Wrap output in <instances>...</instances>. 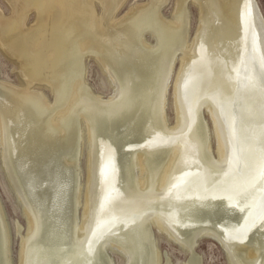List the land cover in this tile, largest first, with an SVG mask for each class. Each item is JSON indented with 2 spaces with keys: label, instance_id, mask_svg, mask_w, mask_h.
Instances as JSON below:
<instances>
[{
  "label": "bare ground",
  "instance_id": "bare-ground-1",
  "mask_svg": "<svg viewBox=\"0 0 264 264\" xmlns=\"http://www.w3.org/2000/svg\"><path fill=\"white\" fill-rule=\"evenodd\" d=\"M124 1L8 0L11 10L15 12L13 16L14 20L0 24V43L11 56L18 59L23 78L27 79L25 83L27 88L24 90L0 81L1 150L4 166L16 190H20L18 180L26 182L25 185L27 186L30 185L28 180L30 176L29 172H21L22 167L29 162L32 164L31 167L34 173L41 176L45 174L44 177L47 176L41 180V184L46 183L50 176H55L54 181L58 180L57 188L61 186L62 182L64 183V179L66 178L64 171H67V169L71 170L77 165L76 157L82 136L80 135L79 127L74 126L75 121L72 111L82 102L86 108V110L81 109L83 112V117L81 118L84 120L96 115L92 114L89 117L88 114V112H92L94 106H102L97 108V110L100 111L104 107L107 108L112 121L114 119L117 121V118H115L116 114L120 115L118 120L124 115L127 116L125 123L127 129L130 126L129 123L137 118H143V122L147 121V119L150 121L154 119L155 123L161 125L164 123L165 125L166 122L163 116L164 93L177 60L178 52L176 46L182 42L177 37H171L172 40H170L165 54L160 55V48L151 46L146 41L147 34L156 35L159 41V35L166 32L165 25L167 24H165L162 12L168 0H149L146 6L133 8L126 16L117 20L115 13L123 5ZM190 1L178 0L176 6L178 10L177 14L172 25H169L171 30H175L177 36H182L181 38L187 36V34L184 35L183 32L178 33L176 29L180 25L188 26L189 13L187 5ZM196 1L201 11L200 25L191 49L182 50L181 67L175 83L178 121L174 127H165V131L150 129L148 131L146 127L147 121L144 131L146 132L147 130V135L150 136L146 137L151 138H148L149 140L147 141L158 145V141L162 140L166 133L172 136L181 127L185 121L180 114L178 105V90L180 88H184L188 92L194 90L201 92L204 87H207L209 95L216 91V87L218 89L221 86L228 88L229 93L224 96V99H232L234 105L231 108L225 107L226 124L230 128L233 127L235 132L243 136L245 142L252 144L254 147L247 144L249 153L243 161L235 164L230 172H228L227 181L221 177L212 178V173L217 170L215 166L200 165L199 163L192 165V168L199 166L200 169L190 173L189 180H196L201 185L205 182V178H209L215 182H222L227 186V191L220 192L216 197L227 202L223 207L226 213L230 210L229 204L231 201L237 202L238 204L235 209H241L242 211L251 206L252 216L256 224L248 228L245 234L236 240L235 245L226 239L228 237L224 236H230V233L232 234L231 230L225 229V225H222L219 228L222 231L220 232L222 237L220 243L228 254L231 253L230 256L233 254L234 247H238L239 249L241 262L239 260L236 261L235 258V260H230V264H264V254L262 256L257 255L259 242L260 245H264V204H262L264 203V125L260 128V133L245 125L251 123L250 121L253 123L260 122L261 125L264 124V106L260 107V116L250 118L252 113L254 116L256 115L253 112L255 107L250 106L253 109L251 112L244 104L246 103L245 100L238 101L236 99L240 93L239 91L247 88L251 84V80L253 83L255 82L250 69L253 71L254 69L255 71L257 70L264 80V15L257 0ZM97 4L101 6V13L98 11ZM216 6L219 7L224 20L228 24H234L232 28L225 25L226 30L229 33L232 32V35L231 37L226 33L209 35L208 42L210 47L205 45L199 53V49L197 48L199 47V41L204 37V27L207 25V18L211 15V11L215 10ZM30 11L35 12L37 21L33 25L32 30L27 28V24L24 21L25 16ZM207 11L209 15L205 18V12ZM130 13L133 14L129 15ZM249 17L251 27L247 26ZM239 38L243 40L241 42V61L239 66L229 74L230 79L222 80L219 77H215L212 81L205 80L198 71L202 63L206 61V55L207 59L208 56L210 57V50L216 47L219 41L222 42L223 40L224 43L231 45L234 44L232 42L239 40ZM136 40H139V45L142 44L143 48L151 52V54L159 55V59L155 62L152 71L150 69L148 71L152 72L151 78L154 76L159 80L161 77V81L156 87L157 92H154L148 98L142 94H136L132 98H129L132 82L136 83L137 81L136 78L134 79L136 67L131 61L126 59L127 52L123 51L122 57L125 60L121 59L116 62V60L111 61L109 59V54L114 48L124 50V48L133 44ZM90 55L98 57L103 66L109 70L117 68L118 72H121L120 75L124 76V80L117 77L119 84H116V86L127 82L128 91L126 94L121 95L117 93L109 100H103L94 95L83 79L86 72L85 59L88 56L90 57ZM110 63L112 69L109 68ZM162 67L168 68L165 73L160 72ZM215 70L217 69L215 68ZM35 83H45V85L47 84L51 88L54 97L53 103L41 92L33 90ZM146 87L151 89V83L147 84ZM5 95L9 98L10 104H4ZM203 96H208V94ZM154 102L158 104V108L156 113L152 114V119L149 108ZM246 104L248 106L251 105L249 103ZM91 105L93 106L91 107ZM204 105L209 109L218 133L217 124L219 126V122L215 110L207 105L204 100H200L197 105V111L202 112ZM231 117H240L247 123L244 122L243 125L242 120L231 121ZM9 118L12 121L10 124L7 123ZM111 125V122L100 121L99 129L96 132L103 140H112L111 132L109 131ZM93 132L89 128L90 140H92ZM258 136H260L259 142ZM127 137L125 136L124 138ZM187 137L190 143L197 149L200 139L199 134L196 131H189ZM218 139L220 140L219 134ZM183 145L180 144L178 147H175L176 150L173 152L172 157H170L169 163L166 167L165 165L163 166V168L165 167V173L162 180H159L160 191L166 190L163 186L170 174L168 172L172 167L171 161L177 157V150L182 148ZM103 147L99 150V168L97 172L99 189L102 194L99 199L101 204L99 207H95V217L90 225L85 226L86 220L84 224L78 225L76 222L78 220L77 210L71 213L74 209L66 211V213L64 212L63 215L62 213L57 214L58 217L52 219L54 215L50 214V204L55 201L59 189L54 190L52 193L49 192V189H45L43 191L44 201L42 203H47V205L43 204L45 206L44 210H42L43 214L36 215L32 210L30 201L26 200L25 202L28 224L26 234L21 239L20 264H31L32 251L35 249L37 251L36 264H113L112 259L109 258L110 256L106 254L107 246L111 243V247L118 245L121 248L118 250L126 257L124 264H160V254L154 248L143 249L144 254L142 257L144 256V259L138 258V261H136L133 254H129V250H132V248L136 249L138 254L140 252L138 250L141 247L140 244L146 247V237L143 236L144 231L142 227L150 219L149 215H147V213L149 214V210L153 212L150 202H157L160 208L169 211L168 206L163 203L170 199L181 201L175 210L174 217L177 222H187L192 225L191 222H194L192 220L193 214L198 213L196 212L199 202V198L196 197L197 195L193 198L189 197L191 202L188 204L191 208L184 203L183 199L179 198V192L170 191L171 197L165 198H157L156 195H150V191H148L149 176L151 174L150 164L148 160L140 156L137 159L142 173L140 183L145 184L146 187L143 190L144 192L147 191L145 193L140 192L142 195H135V202L130 197L133 194H130L128 196L129 201L127 202L126 197L117 184L119 171L112 167V165L107 167V155L110 152L107 150H112L113 146ZM27 150L28 152H26ZM225 151L223 145L220 143L217 151L219 157H211L212 162L219 164ZM140 152L150 155L149 151ZM16 157H18V161H16ZM63 160L66 161L65 164ZM15 162L17 163L15 164ZM88 168L91 169L89 165ZM16 169L20 170L19 175L16 174ZM158 170L153 171L152 175H156L159 172ZM146 173L148 174L147 176ZM102 180H105V184H102ZM190 192L192 193L193 189H190ZM145 195L149 197L145 199ZM142 200L143 202L141 203ZM75 203L77 204V201ZM86 215L87 210L84 212L83 217L86 218ZM151 215L153 216L152 219H157L154 212ZM226 219L225 217L220 222H225ZM160 225H166L169 235L193 252V248L197 244L195 239L201 233L195 229L198 226L193 225L192 232H195V234L191 237L192 242L187 244L182 242V239L180 240V230L176 231L168 218L162 216ZM66 226H68V230H65ZM17 227L20 230L21 227ZM6 228L5 214L0 205V244L3 245L8 240ZM251 229L252 231H250ZM74 233L76 234L75 238ZM121 235H123V238L130 236V241L123 243L121 239H118ZM238 249L235 250V257ZM2 253H4L3 249ZM0 264H8L7 259L2 257L1 253ZM164 264L170 263L167 261ZM187 264H202V261L195 253H192Z\"/></svg>",
  "mask_w": 264,
  "mask_h": 264
},
{
  "label": "rangeland",
  "instance_id": "rangeland-1",
  "mask_svg": "<svg viewBox=\"0 0 264 264\" xmlns=\"http://www.w3.org/2000/svg\"><path fill=\"white\" fill-rule=\"evenodd\" d=\"M257 1L264 15V0ZM148 2L149 0H125L123 2V5L120 7L121 9L119 8L120 10L118 9L116 11L117 14L115 13V18L117 20H120L124 16H126L128 12L133 8L144 7ZM177 3L178 0H168L166 6L163 8V18L165 20V24H167L168 26L164 24L165 29L167 30L164 34L159 35V41L156 35L147 34L146 36V41L151 46L160 48V55L165 54L170 40H172L171 37H177L178 40H181L182 42L181 44L179 43L176 46L178 52V55L176 57L177 60L175 62V67L172 69L173 71L171 72L168 79V85L164 93L163 116L166 122L165 125L164 123L163 125L159 123L157 124L153 119L152 114L154 115L158 108V104L156 102H154L149 108L151 118L153 120L150 121L147 119V124V121L143 122V118H137L129 123L130 126L128 127V129L130 130L127 129V126L125 124L127 116L124 115L118 120L120 115L116 114L115 118H117V121H115L114 118H112L114 119L112 121L109 117L110 112H108L107 108L104 107V109L100 111L97 110V108L102 106H94L92 112H88V114L89 117L92 116V114L96 115L92 118L84 120L83 118H81L83 117V112L81 111V109L86 110V108L84 103L82 102L72 111V115L75 121L74 126L79 127L80 135L82 136L78 155L76 157L77 165L71 170L67 169V171H64V173H66V178L64 179V183L62 182L59 188H57L58 180H53L55 179V176L52 177L49 175L50 178L48 179V181H46V183L44 184H41V180H43V178H46L47 176L44 177L45 174L41 176L40 174L38 175L34 173L31 167L32 164L29 162L22 167L21 172H29L30 176L28 180L30 185L27 186L25 185L26 182L24 183L21 180H18V186H20L21 188L19 187V191L16 190L9 178L8 171L4 166L0 143V205L2 206L5 214V221L7 225L6 231L8 232V242L6 241L4 245L0 244V253L2 254V257H5L7 259L8 264H20V246L22 242L21 239L26 234L28 224L27 214L25 212V202L26 200L30 201L32 210L36 215L43 214L42 210H44V205H47V203H42L44 201L43 191L45 189H49L50 193L54 192V190L59 189V193L56 194L55 201L50 204V214L54 215L52 219L58 217L57 214L62 213L63 215L64 212L66 213V211H71V209H74V211H71V213L77 210L78 220L76 222L78 223V225L84 224L85 220V226L87 227L90 225L93 218L95 217V207H99L101 204V201L99 199L102 194L101 190L99 189L97 177L99 168V150H101L103 146L105 147L110 145L113 146V148L112 150H107L111 152H109V154L107 155V167L109 165H112V167L119 171L117 184L121 189L123 195L126 197L127 202L129 201L128 196L130 194H133L130 197L135 202V195H142L141 193L144 192L143 189H145L146 187L145 184L140 183L142 173L137 162V159L140 156H143L146 160H148L150 164L151 174L149 176L148 188V191H150V195H156L157 198H165L171 197V193H169L170 191L179 192V198L183 199L184 203L187 204L190 208L191 206L188 203H190L191 200L189 199V197L193 198L197 195L196 197L199 198L198 206L196 209V212L198 213L193 214L192 220L194 222H191L192 225L187 222H177L174 217L176 213L175 210L177 209L179 202L181 201L170 199L167 202L163 203L164 205L168 206L169 211H165L164 209L160 208L157 202H150L153 207V212L157 216V219H152L153 216L151 214L153 212L149 210V214L147 213V215H149L150 219H148V221L146 222L147 224L142 227V230L144 231L143 236L146 237V247L140 244L141 249H138L140 250L138 254L137 250H134V248H132V250H129V254H133L136 261H138V258L144 259V256L142 257V255L144 254L143 249L147 250L154 248V250L158 251L160 254V264H164L167 261L170 264H187L192 253H195L198 257L201 258L202 264H230V260H235V258L236 261L239 260V262H241L238 247L233 248L234 251L231 256V253L228 254L227 251L222 247L220 243V239L222 238L220 232L222 231L219 228L222 225H225V229L231 230L232 234L230 233V236H224L228 237L226 239H228L233 245H235L236 240L241 235L245 234L248 228L256 224L252 216L253 212L251 210V206H248L245 211H242L241 209H235L238 204L237 202L231 201L229 204L230 210L226 213L223 207L227 204V202L222 199H217L216 197L220 192L227 191V186H225L222 182H215L210 180L209 178H205V182L201 185L196 180H189V174L196 172L197 169H200L199 166L192 168V165L194 163H199L200 165L215 166L217 170L212 173V178L221 177L227 181L228 172H230L235 164H239L241 161H243V159L249 153V147H247V144L250 143L245 142L243 136L235 132L232 125V128H230L226 124L225 107L231 108L234 105L232 99H224V96L229 93L228 88H226V86H221L218 89L215 85L216 91L210 95L209 89L207 87H204L201 92H199L198 90L188 92L184 88H180L178 90V105L180 114L185 122L172 136H169L166 133L163 136V139L158 141V145L148 142L147 140H149L148 138L150 137H146L150 136L147 135L148 129L162 131L167 126V128L174 127L178 121L177 103L175 100V83L181 67V59L183 56L182 50H190L192 47L194 37L196 36L201 21V11L200 6L196 0H191L189 2V4L187 5L189 13L188 26L180 25L176 29L178 33L183 32L184 35L187 34V36L181 38L182 36L179 37L175 34V30H171V28H169V25L171 26L174 22L175 15L178 11L176 8ZM97 6L99 8V13H101L102 9L100 8V4H97ZM14 13L15 12L11 10V6L8 0H0V24H3L5 22H12L14 20ZM132 14L133 13H130L129 15ZM208 15L209 12H205V18ZM24 21L27 24V28L32 30L33 25H35V23L37 22L35 12L30 11L25 16ZM225 25L229 28L234 27L233 23L228 24L224 20L219 7L216 6L215 10H212L211 15H209V17L207 18V25L206 27H204V37L199 41V47L197 48L199 49V53L205 45L207 47H210L208 42L209 35L226 33L229 37H231L232 32L229 33L226 30ZM247 26L251 27L250 17L247 21ZM242 41V38H239V40L232 42L234 44L231 45L224 43L223 40L222 42L219 41L216 47H213V49L210 50V57L208 56L207 59L206 55V61L202 63V65L200 66L201 68L199 67V71L197 68V71L201 76L204 77L205 80L212 81L215 77H219V79L221 78L222 80L230 79L229 74L239 66L241 61ZM143 47L144 46L142 44L139 45V40H136L133 44L124 48V50H118L114 48V50H112L109 54V59L111 61L116 60L117 62L121 59L125 60L122 55L123 51H126V59L128 61H131L136 67V74L135 76H133L134 79L136 78L137 82H132L129 98H132L136 94H142L147 98L151 97L150 95H153L154 92H157L156 87L160 84L161 81V77L159 80L154 76L151 78L152 72L148 71L149 69L152 71L155 62H157L159 59V55L151 54V52H148ZM17 62L18 59L11 56L0 43V81L24 90L27 88V86L25 85L27 79L23 78L19 62ZM85 65L86 72L83 76V79L86 82L88 88L93 91L94 95L102 98L103 100H109L117 93H120L121 95L127 93V82L120 83V85L116 86V84H119L118 78L124 80V76L120 75L121 72H118L117 68H115L114 70H109L107 67L103 66L98 57L92 55H90V57H86ZM109 68L112 69L111 63L109 65ZM215 68L217 70H215ZM167 69L168 68L162 67L160 72L165 73ZM256 71L255 69L254 71L250 69V73L253 76L255 82L253 83V81L251 80V84H249L247 88L241 89L239 91L240 93L236 97L238 101L245 100L246 103L251 104L248 106L246 103H244L247 109L251 112L253 109L250 108V106L255 107L253 112H255L254 114L256 115L254 116L252 113L250 118H256L260 116V107L264 106V80L258 73V71ZM149 83H151L152 85L151 89H148V87H146V85ZM33 90L41 92L49 99L50 102H54L52 90L47 84L45 85V83H35ZM207 94L208 96H203ZM5 97L6 99L4 100V104H10L9 98L6 95ZM200 100H204L207 105L211 106L213 110H215L216 115H218V133L210 111L209 109H207V106L204 105L202 112L197 111V105ZM92 106L93 105H91V107ZM101 120L112 123L111 127L109 128L112 140H103L102 137H100L96 132V130L99 129ZM232 120H242L243 125L244 122L247 123L240 117H231V121ZM231 121L229 122L231 123ZM11 122L12 121L9 118L7 120V123L10 124ZM250 122L251 123H247L245 125L253 129L255 132L260 133V128L264 124L261 125L260 122ZM145 126L147 127L146 132L144 131ZM89 128L94 131L91 137L92 140H90ZM189 131H196L200 136L197 149H195L194 145H192L188 140L187 134ZM218 134L220 140L218 139ZM125 136L128 137L124 138ZM257 139L259 142L260 136H258ZM220 143L223 145L224 150L226 151L224 152L222 161L219 164H215L212 162L211 157H219L217 151ZM180 144L184 145L182 148L177 150V157H175L171 161L172 167L168 172L170 174L163 186V188H165L166 190L160 191V181L162 180L165 173V167L169 163L170 157H172L173 152L176 150L175 147H178ZM250 145L253 146L252 144ZM140 151H149L150 155H146L144 153H141ZM26 152H28V150ZM102 158L104 159V157ZM16 161H18V157H16ZM65 162L66 161L63 160L64 164ZM16 163L17 162H15V164ZM88 165L89 167H91V169L88 168ZM164 165L165 167L163 168ZM188 165L190 166L185 168ZM156 169H159V172L153 176L152 172ZM15 172L17 175H19L20 170L16 169ZM129 175H131L132 178L131 176L129 177ZM147 175L148 174L146 173V176ZM104 181L105 180H102V184H105ZM190 189H193L192 193L190 192ZM86 195L88 197L87 199ZM148 197L149 196L147 195L144 196L145 199H147ZM76 201L77 204L75 203ZM142 202L143 200L141 201V203ZM238 208L240 207L238 206ZM86 210L87 215L86 218H84L83 214ZM162 216L170 220L172 227L176 231L180 230V240L182 239V242H185L187 244L192 242L191 237H193V235L195 234V232H192L193 225L198 226L195 229L198 232L200 231L201 233L200 235H198L199 238L197 236L195 239L197 244H195L193 252H191L188 247L183 246L181 243L173 239L169 235L166 225H160ZM225 217L227 218L225 222H220L223 221L222 219ZM17 226L21 227L20 230ZM68 229V226H66L65 230ZM73 235L75 238L76 234L74 233ZM118 239H121L123 243H128L130 241V236L128 238H123V235H121ZM111 244L107 246L106 254L110 256L109 258L112 259L113 264H124V260L126 257H124L123 254L118 250L121 248L118 245H114L111 247ZM2 249L4 250L5 254L2 253ZM236 249H238V252L236 253L235 257L234 253ZM36 252V249L32 251L31 264H36ZM257 253L258 256H262L264 254V245H260V242L257 246Z\"/></svg>",
  "mask_w": 264,
  "mask_h": 264
},
{
  "label": "water",
  "instance_id": "water-1",
  "mask_svg": "<svg viewBox=\"0 0 264 264\" xmlns=\"http://www.w3.org/2000/svg\"><path fill=\"white\" fill-rule=\"evenodd\" d=\"M262 204H264V203H262ZM250 231H252V229H251ZM250 231H249V232H250ZM254 231H255V229H254ZM249 234H250V233H249ZM249 234H248V235H249Z\"/></svg>",
  "mask_w": 264,
  "mask_h": 264
}]
</instances>
